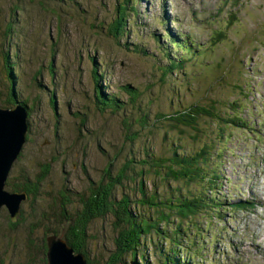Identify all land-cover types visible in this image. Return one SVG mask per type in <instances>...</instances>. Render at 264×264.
Here are the masks:
<instances>
[{"label": "rangeland", "instance_id": "374dc122", "mask_svg": "<svg viewBox=\"0 0 264 264\" xmlns=\"http://www.w3.org/2000/svg\"><path fill=\"white\" fill-rule=\"evenodd\" d=\"M116 3L117 0H63L62 3L47 0L48 9L57 7L64 16L76 8L84 10L79 16L80 25L64 22L59 29L50 27L46 34L39 24L40 18L34 25H20L30 18L27 12H19L18 35H10L8 42H4L9 34L5 26L8 10L0 14V61L2 52L8 49L10 61L15 64L14 86L27 95L31 105L27 106L28 115L31 112L28 140L22 157L14 164L16 174L39 171L42 165L49 171L64 168L67 172L59 180L47 177L43 189L56 192L61 187L67 193H76L103 174L109 161L113 163L111 169L115 170L116 161L122 155L119 154L116 161L113 155L119 152L127 135L134 137L137 148L130 147V140L125 148L129 152L135 150L137 159L147 145L157 156L170 157L173 150L188 153L206 141L212 146L206 167L214 166L225 176L220 185L225 194V201L220 196L224 201L220 213L223 220H214L212 228L200 234L195 233L198 225L192 222L195 240L200 238L202 247L205 242L204 251L192 244L190 232H185L179 241L188 245L189 253L195 252L194 260L200 264H264V247L251 242L255 243V238L261 236L264 226L261 198L254 193L261 201L259 204H249L239 210L229 206L232 199L253 200V190L264 195V0H137L134 10L126 12L128 18L119 38L107 36L101 28L89 27L96 18L109 22ZM46 22L52 25L50 14ZM165 31L168 33L163 38ZM217 31L222 32L223 37L210 42ZM179 33L181 39L189 36L200 43V50L193 56L184 55L186 68L172 69L169 73L172 77L162 82L161 77L168 75L163 73V68L168 67L165 53L175 50L171 37ZM16 46L18 57L13 56ZM50 60L51 79L47 65ZM11 83L9 77H0L1 107H5L1 100L7 98ZM51 89L53 99H50ZM132 90L138 91L134 99L129 94ZM99 93L116 97L120 107L114 110L104 101L99 104L96 98ZM210 99H219L223 107H228L224 104L227 100L232 101L231 105L235 101L236 109L246 121H256V129L232 126L221 130L215 120L205 116L193 129L181 125L164 128L161 122L154 121L155 113L168 110L171 104ZM100 105L103 110H98ZM138 110L148 117L147 125L137 121ZM128 121L131 123L129 134ZM180 130L185 134H179ZM162 175L146 172L136 175L128 184L130 198H138L136 187L141 178L148 194L169 197L185 189L182 181H169L165 171ZM46 182L53 188L46 187ZM189 188L193 189L194 185ZM46 204L42 197L36 201V206ZM4 215L3 211L0 214V264H43V246L39 247V239L18 243L5 238ZM63 223L58 210H35L26 224L32 231L43 228L41 238L44 240L53 236L52 231L63 238ZM102 232L106 236L98 237V231L94 234L98 247L90 252L89 264H103L106 249H112L108 247L112 243L109 241L111 229L105 226ZM18 235L19 239L23 237V229ZM210 235L214 236L210 238ZM148 243L144 251L146 264H157L158 254L162 255L160 248L166 242L153 234ZM181 251L187 254L185 247ZM181 260L184 261L183 257ZM136 262L143 263L138 256L132 261Z\"/></svg>", "mask_w": 264, "mask_h": 264}, {"label": "trees", "instance_id": "16d2710c", "mask_svg": "<svg viewBox=\"0 0 264 264\" xmlns=\"http://www.w3.org/2000/svg\"><path fill=\"white\" fill-rule=\"evenodd\" d=\"M59 1L62 3L63 0ZM46 2L47 0H0V14L4 10H8V19L5 26L9 34H7L8 39L4 42L10 40L12 37L10 35H18L16 18L19 12L21 14L27 12L30 18V20L26 21V24L19 23L20 25H34L40 18L41 22L39 24H41L43 30H46V34H49L50 27L53 26L59 29L64 22L69 24L78 23L80 25L79 16L81 12L84 13V10L76 8L73 13L64 16L57 7H51V10L48 9ZM136 2L137 0H117L116 5L113 7L114 16L109 22L105 23L103 19L96 18L94 19V24L89 27L101 28V30L106 31L107 36L119 38L124 32L126 19L128 18L126 12L134 10ZM49 14L51 15L52 25L46 22ZM82 22H85V19ZM167 33V31L163 32L162 37L165 38ZM155 37L158 40V36ZM222 37V32L217 31L211 37L210 42ZM48 41L52 45V40L49 36ZM171 42L175 50H169L165 53L168 67L163 68V73L168 75L161 77L162 82H165L167 77H172V74H169L172 69L176 68L179 71L186 68L185 60L183 59L184 55L191 54L193 56L197 50H200V43L194 42L189 36L181 39L180 33L178 36L171 37ZM8 55V49H5L2 52V60L0 61V77H9L12 83L8 88L10 92L7 98L2 99L1 102L5 107L16 103L30 107L27 95L14 86L16 78L15 64L10 61ZM13 56L18 57L17 46L14 48ZM47 65L51 79L53 72L51 60ZM37 70L40 72L42 66L38 67ZM124 87L127 88V86ZM52 93L53 90L51 89L50 99L54 98L51 95ZM129 94H131V99H134L138 91L132 90L129 91ZM96 98L99 104L104 101L108 105H112L114 110L120 107L116 97H109L107 94L99 93L96 94ZM231 102L227 100L224 103L228 104V107L224 106L225 109H223V104H220L219 99H210L207 102L195 100L188 104H171L168 110L156 112L154 121L161 122L164 128L168 126L174 129L181 125L193 129L201 117L205 116L215 120L221 130L232 126L252 129L254 122L248 125L250 120L246 121L241 116L236 109L237 103L235 101L232 105ZM105 108L106 111L109 110L107 106ZM103 109L101 105L98 108V110ZM138 112L140 116L137 121L147 125L149 119L146 114H142L139 110ZM30 116L31 112L28 115L29 119ZM127 126L129 134L131 130L129 121ZM28 134L29 131L27 140ZM179 134H185V131L180 130ZM129 140L130 147L137 148L134 137L127 135L119 152L113 155L115 156L113 157L115 161L119 154L122 155V158L116 161L115 170L111 169L113 163L109 161L103 169V174H100L95 181L91 180L84 189L76 193H67L61 187L56 192H46L43 189L47 177L51 176L54 181L56 178L59 180L67 172L64 171V168L63 171H49L46 166L42 165L39 171H20L16 174L17 171H15V166L13 165L5 187L11 192L25 191L28 198L22 203L18 221L15 223L11 222L8 211L3 207L0 208V214L3 211L5 212V238L18 243L28 242L33 238L39 239V247L43 246L44 264L47 258L45 252L47 251V238L44 237V240L41 238L43 228L32 231L26 223L35 210H58L64 222L63 238L66 239L75 252H81L85 255L86 264H89L90 252L96 250L95 247H98L94 240V234L98 231L97 236L103 237L105 234L102 229L105 226L112 231V234L109 235V241L112 243L108 246L112 249H106V260L103 264H134L132 261L137 256L143 261L142 264L148 263L144 251L145 246L152 240L153 234L161 236L166 242L160 248L162 255L159 256L158 254L157 264H200L194 260L195 252L191 250L189 253L188 245L181 244L179 239L182 238L185 232H190L189 236L192 238V244L197 250L201 249L204 251L205 242L203 241L202 247L200 238L195 240V235L191 230L192 222L198 225L195 233L200 234L204 230H210L214 220H223V216L220 213L225 201V194L220 185H223L222 180H224L225 176H222L218 171L219 169L214 166L206 167V163L212 155L211 144L205 141L201 147L183 154L173 150V153L169 155L170 157L157 156L156 153L150 151V146L147 145L143 155L137 159L135 150L129 152L125 148V144ZM21 152L17 160L22 157ZM52 158L55 159L54 157ZM111 171L116 173H111ZM163 171H165V176L169 181H182L181 183L185 186V189L178 190L169 197H165V195L160 197L153 192L148 194L145 192L143 179L141 178L138 180L136 187L138 198L133 200L130 198L131 196L127 192L128 184L136 175L141 176L143 172L162 175ZM15 175L18 177L17 180H15ZM45 185L48 188H53L48 185V182ZM191 185H194L193 189L189 188ZM221 195L224 199L223 202L220 199ZM39 197L44 198L47 204L36 206V201ZM136 205L141 208L138 209ZM229 206L232 209H236V204L233 202L229 203ZM144 207L147 208L146 211H144ZM20 224L21 226H19ZM20 229L24 231L21 239H19L18 235ZM52 233L56 235L55 231H52ZM56 236L59 237L58 235ZM213 236L210 235V238ZM142 243L144 244L143 246ZM208 244H210L209 241ZM184 247L187 249V254L181 251ZM101 249L102 244H100L99 251ZM216 250L217 253L221 252L218 247H216ZM181 256L184 261L181 260ZM0 263H2V259H0Z\"/></svg>", "mask_w": 264, "mask_h": 264}, {"label": "water", "instance_id": "95a60500", "mask_svg": "<svg viewBox=\"0 0 264 264\" xmlns=\"http://www.w3.org/2000/svg\"><path fill=\"white\" fill-rule=\"evenodd\" d=\"M27 106L18 103L9 107L0 106V208L5 206L11 222L15 223L20 214V208L27 199L25 191L11 192L5 189V183L12 166L23 149L29 131ZM47 262L56 264L65 251L72 264H86V257L81 252H75L67 242L53 235L48 238Z\"/></svg>", "mask_w": 264, "mask_h": 264}, {"label": "bare ground", "instance_id": "6f19581e", "mask_svg": "<svg viewBox=\"0 0 264 264\" xmlns=\"http://www.w3.org/2000/svg\"><path fill=\"white\" fill-rule=\"evenodd\" d=\"M27 118H28V115H27ZM28 198V197H27ZM27 200V199H26ZM21 209V208H20ZM20 215V214H19ZM19 217V216H18ZM18 219V218H17ZM56 236V235H55ZM49 237H53V236H48L47 237V239H46V242H48V238ZM57 237V236H56ZM59 238H62V237H59ZM63 239V238H62ZM66 241V240H65ZM68 244V243H67ZM69 245V244H68ZM69 246H71V245H69ZM47 249L48 250H50V249H52V245H51V243H50V245L49 246H47ZM46 260H47V258H46ZM52 263V262H51ZM50 263V264H51ZM45 264V263H44ZM56 264H72V262H71V260H70V258L68 257V255H67V253L65 252V251H63L62 253H61V258L56 262Z\"/></svg>", "mask_w": 264, "mask_h": 264}]
</instances>
